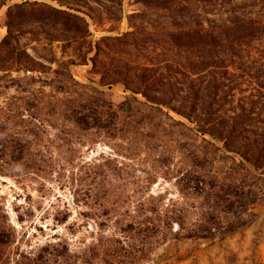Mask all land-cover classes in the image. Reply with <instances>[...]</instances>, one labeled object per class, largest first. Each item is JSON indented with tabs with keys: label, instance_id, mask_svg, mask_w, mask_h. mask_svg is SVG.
<instances>
[{
	"label": "rangeland",
	"instance_id": "rangeland-1",
	"mask_svg": "<svg viewBox=\"0 0 264 264\" xmlns=\"http://www.w3.org/2000/svg\"><path fill=\"white\" fill-rule=\"evenodd\" d=\"M0 264H264V0H0Z\"/></svg>",
	"mask_w": 264,
	"mask_h": 264
}]
</instances>
